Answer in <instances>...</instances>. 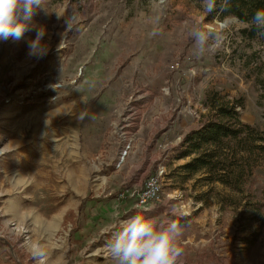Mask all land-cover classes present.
Masks as SVG:
<instances>
[{"label": "rangeland", "instance_id": "374dc122", "mask_svg": "<svg viewBox=\"0 0 264 264\" xmlns=\"http://www.w3.org/2000/svg\"><path fill=\"white\" fill-rule=\"evenodd\" d=\"M147 11L148 0H44L20 40L0 41V264H35L32 243L46 264H113V229L160 169L153 218L184 227L182 264H264V156L238 157L235 188L168 156L214 102H241L242 122L264 129V39L241 24L198 55L190 31L217 14L168 0L150 36Z\"/></svg>", "mask_w": 264, "mask_h": 264}, {"label": "clouds", "instance_id": "9594fccd", "mask_svg": "<svg viewBox=\"0 0 264 264\" xmlns=\"http://www.w3.org/2000/svg\"><path fill=\"white\" fill-rule=\"evenodd\" d=\"M44 0H0V41L20 40L28 30L29 23ZM168 0H148V11L155 22L150 36L158 34L157 26L164 16ZM229 0H200L202 10L211 15L216 12L212 22L195 25L190 31L198 55H204L225 45L232 30L241 24H247L258 30H264V9L257 10L249 21L235 15L221 13L228 10ZM43 31L37 33L30 42V49L41 54ZM42 49V50H39ZM122 227L114 230L107 244L113 264H182L183 247L181 237L184 227L176 220H158L143 215H133L119 221ZM35 264H46V252L39 243L29 248Z\"/></svg>", "mask_w": 264, "mask_h": 264}, {"label": "trees", "instance_id": "16d2710c", "mask_svg": "<svg viewBox=\"0 0 264 264\" xmlns=\"http://www.w3.org/2000/svg\"><path fill=\"white\" fill-rule=\"evenodd\" d=\"M200 1V0H195ZM264 9V0H229L228 10L221 13L235 15L241 20L249 21L253 14ZM214 14H217L214 12ZM242 34L248 39L261 37L264 39V30L254 27L243 29ZM211 113L206 123L198 130L187 134L180 149L174 156L176 160L190 159L179 170L187 177L204 174L209 182L235 188L244 179L245 168L238 173L234 166L242 165L244 154L264 156V129L257 130L241 120L243 104L237 103H212ZM229 153L233 158L228 161ZM242 154V155H241ZM227 159H223V156ZM239 157V158H238ZM236 170V169H235ZM236 174V175H235ZM232 176H234L233 179ZM234 180V181H233ZM264 201V191L262 194Z\"/></svg>", "mask_w": 264, "mask_h": 264}, {"label": "built area", "instance_id": "2783aa9c", "mask_svg": "<svg viewBox=\"0 0 264 264\" xmlns=\"http://www.w3.org/2000/svg\"><path fill=\"white\" fill-rule=\"evenodd\" d=\"M180 67L179 61L172 65L173 69ZM167 175L165 169H160L159 172L153 176L148 177L140 191L132 193L131 196L136 198L135 207L144 215L149 212L150 208L160 200L162 195L163 180ZM128 194V193H127ZM129 196V195H127ZM124 193L120 195L121 199L127 197Z\"/></svg>", "mask_w": 264, "mask_h": 264}, {"label": "crops", "instance_id": "0c3cea01", "mask_svg": "<svg viewBox=\"0 0 264 264\" xmlns=\"http://www.w3.org/2000/svg\"><path fill=\"white\" fill-rule=\"evenodd\" d=\"M186 136V135H185ZM177 146V145H176ZM181 147H180V145L179 146H177V147H171V151L168 153V156L169 157H171V159H170V161L172 162V161H174L175 160V158H174V155H176V153L179 151V149H180ZM186 161L187 160H190V159H185ZM180 162L181 161H183V159H181V160H179ZM150 176H153L152 175V173H150L149 175H148V177H150ZM147 177V178H148ZM146 178V179H147ZM145 182V181H144ZM143 186V185H142ZM158 209H154V207L152 206L151 208H150V210H149V212L148 213H146V214H142L140 211H137V212H135V213H133L132 215H143V216H145V217H153L158 211H157ZM113 231H114V229H113Z\"/></svg>", "mask_w": 264, "mask_h": 264}]
</instances>
